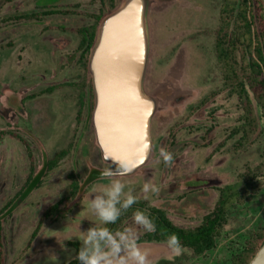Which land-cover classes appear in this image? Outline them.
<instances>
[{
  "label": "rangeland",
  "instance_id": "1",
  "mask_svg": "<svg viewBox=\"0 0 264 264\" xmlns=\"http://www.w3.org/2000/svg\"><path fill=\"white\" fill-rule=\"evenodd\" d=\"M125 0H0V223L3 264H68L70 242L99 225L87 205L93 170L106 166L92 123L88 87L92 76L81 63L79 30L102 22ZM222 0H149L150 51L145 92L157 103L151 122L152 155L130 182L138 200L163 209L177 226L194 229L212 212L221 190L263 161L264 118L255 137L239 146L243 114L224 84L216 57ZM31 17V18H27ZM100 23V25L102 24ZM99 25V26H100ZM90 57V55H89ZM89 60V59H88ZM93 87V85H92ZM86 97H85V96ZM94 95V93H93ZM83 96V97H82ZM82 102V103H81ZM95 103V98L94 102ZM173 154L166 166L160 149ZM63 156L50 169L51 161ZM264 175V169H261ZM40 175L23 199L27 182ZM80 190L72 196L73 179ZM153 182L158 195L144 199L141 187ZM37 183V182H36ZM35 184V183H34ZM259 191L231 207L215 251L197 257L168 244H140L176 264H231L264 222V176ZM256 187V188H257ZM62 203L51 216L53 206ZM137 240L146 232L128 220Z\"/></svg>",
  "mask_w": 264,
  "mask_h": 264
},
{
  "label": "trees",
  "instance_id": "2",
  "mask_svg": "<svg viewBox=\"0 0 264 264\" xmlns=\"http://www.w3.org/2000/svg\"><path fill=\"white\" fill-rule=\"evenodd\" d=\"M110 1L113 10L116 8L115 0ZM102 20L103 17L97 15L92 26L83 27L79 30L81 36L80 60L86 70L89 55ZM215 51L222 70L224 84L237 96L243 111L240 117L241 127L236 130V134L242 135L238 145L243 146L245 145L243 141H249L255 137L259 128V121L264 118V0H222ZM88 94L90 105H93L92 83L88 87L87 96ZM255 139L257 140L256 137ZM62 157H57L51 161L49 163L50 169L54 168ZM262 157V164L257 167V170L249 169L248 173L240 176L236 186L229 185L221 190L215 209L207 214L202 223L194 229L177 226L170 220L166 211L150 207L146 202L140 200L122 215L116 224L108 225V227L114 231L123 229V225L132 218V212L135 209L146 210L155 221L157 230L154 233L146 232L137 240L139 245L167 244V236L175 234L179 237L180 249H188L195 256L204 257L215 251L219 234L228 222L231 207L234 205L242 206L247 201L249 194L260 190L257 187L256 180L264 176L261 171V169H264V153H262ZM99 176L100 171L93 170L90 173L89 180L99 179ZM40 180L39 177L37 183L29 187L28 194L37 187ZM71 188L72 196L75 197L80 190L79 183L75 178ZM61 205L62 203L53 206L46 212L45 216H51ZM243 242L239 251L232 254L231 264H249L264 244V222H261ZM70 245L75 249L77 255L81 242H70ZM176 261L162 259L158 264H176ZM3 263L2 226L0 223V264ZM68 264H79V261L74 258Z\"/></svg>",
  "mask_w": 264,
  "mask_h": 264
},
{
  "label": "water",
  "instance_id": "3",
  "mask_svg": "<svg viewBox=\"0 0 264 264\" xmlns=\"http://www.w3.org/2000/svg\"><path fill=\"white\" fill-rule=\"evenodd\" d=\"M148 13L149 0H125L100 25L89 57L97 143L104 160L105 156L134 160L131 175L151 158V122L157 109L144 87L150 51ZM141 248L149 256L158 251ZM249 264H264V244Z\"/></svg>",
  "mask_w": 264,
  "mask_h": 264
},
{
  "label": "clouds",
  "instance_id": "4",
  "mask_svg": "<svg viewBox=\"0 0 264 264\" xmlns=\"http://www.w3.org/2000/svg\"><path fill=\"white\" fill-rule=\"evenodd\" d=\"M160 156L166 166L173 163V154L166 148L160 149ZM106 166L100 171L99 179L107 181L94 186L88 202V209L99 221L82 231L81 246L76 259L79 264H151L149 252L137 242V232L133 228L112 230L108 225L116 224L121 216L138 203L135 189L130 182L120 179L129 176L136 168L134 160L115 159L105 156ZM160 188L153 182H145L141 187L144 199L158 195ZM134 224L145 232L157 230L155 221L146 210L139 208L132 212ZM168 246L179 250V237L167 236Z\"/></svg>",
  "mask_w": 264,
  "mask_h": 264
},
{
  "label": "flooded vegetation",
  "instance_id": "5",
  "mask_svg": "<svg viewBox=\"0 0 264 264\" xmlns=\"http://www.w3.org/2000/svg\"><path fill=\"white\" fill-rule=\"evenodd\" d=\"M39 177H40V175H37V176H35L31 181H30V179H29V181L27 182L26 188L24 189L23 194H22L23 199H24V197L26 198V196H27V194H28L27 192L29 191V190H28L29 187H30L32 184L36 183L37 180L39 179Z\"/></svg>",
  "mask_w": 264,
  "mask_h": 264
}]
</instances>
